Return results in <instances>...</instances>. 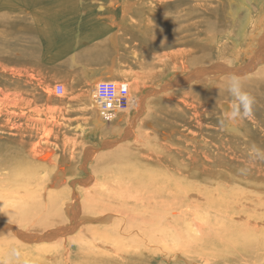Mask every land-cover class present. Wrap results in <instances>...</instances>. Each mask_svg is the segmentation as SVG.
I'll return each mask as SVG.
<instances>
[{"label": "rangeland", "instance_id": "374dc122", "mask_svg": "<svg viewBox=\"0 0 264 264\" xmlns=\"http://www.w3.org/2000/svg\"><path fill=\"white\" fill-rule=\"evenodd\" d=\"M7 1L0 0V216L4 217L0 222L13 224L23 233L30 232L14 214L6 218L3 214L41 196L44 188L59 194V208L66 215L67 210L72 211L69 193L81 196L83 188L95 185L108 170L104 156L114 151L122 159H135L132 174L143 173L146 169L136 159L137 142L144 141L147 146L150 142L148 147H154L156 154H174L173 157L184 159L186 151L193 150L192 144L199 148L202 134L210 132L206 124L213 123L222 133L229 134L221 104L230 102L235 109L236 101L228 90L215 94L221 87L212 78L208 83L189 78L184 85L178 79L184 80L189 72L215 62L244 66L248 57L237 59L233 50L245 44V27L264 6V0H206L208 13L201 7L203 0H119L123 7L116 11L112 8L114 18H108L110 14L101 8L89 12L101 24H113L109 27L111 35L95 33L98 42L90 51L94 50L97 57L89 65L75 62L73 67L45 64L34 19L26 9H16L15 1L10 0L13 6ZM27 1L18 4L24 6ZM90 1H84L85 5ZM188 11L193 14L190 18ZM192 22L198 25L189 26ZM162 44L165 48H160ZM182 49L186 51L177 60L160 56L161 52ZM205 49L210 56L203 58V64H192L190 60L200 57ZM259 70L243 77H254ZM94 73H106L107 77L97 79ZM102 80L125 82L132 99L142 100V109L137 110L136 104L119 110L113 122L105 120L95 96L96 84ZM58 84L65 88L61 95L56 92ZM263 90L260 86L256 93ZM249 119L247 124L251 127ZM241 135L224 136L217 141L232 149V143L243 145ZM41 146L52 151L50 159H40L37 149ZM197 166L202 169L201 164ZM261 190L264 192H256ZM263 214L264 208L259 218ZM65 218L67 222L50 228L71 226L69 234L73 237L79 223L68 221L67 215ZM8 234L0 237L8 240L6 245L0 241V264L44 261L54 247L62 252L70 248L76 254L75 243H66L63 237L43 244L30 239L23 243ZM152 250V264H176L171 259L175 251L159 247ZM176 251L180 253L178 248ZM176 260L185 264L181 256Z\"/></svg>", "mask_w": 264, "mask_h": 264}, {"label": "bare ground", "instance_id": "6f19581e", "mask_svg": "<svg viewBox=\"0 0 264 264\" xmlns=\"http://www.w3.org/2000/svg\"><path fill=\"white\" fill-rule=\"evenodd\" d=\"M201 3L207 12L206 0ZM192 15L188 11L189 18ZM196 23L192 22L189 26L196 27ZM243 36L245 44L235 47L233 54L237 59L248 57L244 66L237 68L215 62L189 72L188 78L178 79V82L184 85L189 78L202 82L212 78L221 87L219 91L216 89L215 94L222 95L227 91L230 76H238L243 89L254 98L251 119L248 116L233 118L231 110L234 106L230 102H222L225 129L229 134L222 133L213 123L206 124L210 132L202 134L199 148L193 142V150H187V154L183 152L186 154L184 159L176 158L177 155L173 157L174 154H156L154 147H148L150 142L148 146L144 141L137 142L135 149L139 153L136 159L146 169L141 174H132L133 157L131 161L122 159L114 154L115 151L104 156L103 162L109 165L106 174L100 176L92 187L83 188L81 196L69 193L73 212L67 210L66 215L70 218L68 221L79 223L75 226L77 234L73 237L69 234L71 226L50 228L51 225L67 222V218L63 209L59 208V194L45 188L41 196L36 195L33 201L9 208L3 214L5 218L14 214L13 217L25 223L30 232L23 233L13 224L0 222V237L9 232L10 237L12 235L23 243L30 239L43 244L58 241L61 237L66 243H75V255L70 248L62 252L54 247L47 260L32 264H152L155 254L151 255L154 252L151 249L156 247L175 251L171 259H175L176 264H181L176 260L177 256H181L185 264H264V214L259 218L264 208V192H256V189H264V90L256 93L260 86L264 87V67L258 66L264 64V6L245 27ZM160 48L165 46L162 44ZM185 51H165L159 55L177 60ZM207 52L192 58L191 63L203 64V58L206 60L210 56ZM258 69L254 77H243ZM94 77L99 79L107 77V74L94 73ZM103 81L120 83L102 80L96 87ZM128 95L131 106L137 104V110H141L142 100L132 99L130 88ZM95 96L100 103L97 89ZM116 118L117 115L113 120ZM247 119L252 122L251 127ZM120 132L122 130L117 133L120 135ZM234 134L241 135L243 145L232 143L230 149L217 141L220 137ZM253 148L259 150L260 157L250 156ZM169 149L172 152L173 149ZM37 150L40 159H50L52 151L49 148L41 146ZM198 163L202 167L199 169L197 166L200 171L196 168ZM91 215L96 218L92 219ZM3 218L0 216V219ZM41 228L40 233L36 232ZM0 241L3 245L8 242L6 238ZM177 248L180 253H177Z\"/></svg>", "mask_w": 264, "mask_h": 264}, {"label": "crops", "instance_id": "0c3cea01", "mask_svg": "<svg viewBox=\"0 0 264 264\" xmlns=\"http://www.w3.org/2000/svg\"><path fill=\"white\" fill-rule=\"evenodd\" d=\"M11 1H15L16 9H26L34 19L40 35L43 62L63 67H73L75 62L77 65H89L97 57L94 50L90 51L98 42L94 34L111 35L109 27L113 24H101L89 12L101 8L103 13L110 14L108 18L111 19L116 17L111 14L112 8L116 11L123 7L119 0H91L86 5V0H28L24 6L18 4L21 0ZM11 1L6 3L13 6Z\"/></svg>", "mask_w": 264, "mask_h": 264}, {"label": "built area", "instance_id": "2783aa9c", "mask_svg": "<svg viewBox=\"0 0 264 264\" xmlns=\"http://www.w3.org/2000/svg\"><path fill=\"white\" fill-rule=\"evenodd\" d=\"M98 100L102 107V117L111 121L117 115L118 109L131 107V99L128 95L129 87L125 82L115 83L114 81H103L97 85ZM57 95L63 94L65 88L61 84L56 87ZM116 95H118L116 97Z\"/></svg>", "mask_w": 264, "mask_h": 264}, {"label": "clouds", "instance_id": "9594fccd", "mask_svg": "<svg viewBox=\"0 0 264 264\" xmlns=\"http://www.w3.org/2000/svg\"><path fill=\"white\" fill-rule=\"evenodd\" d=\"M227 90L236 101V108L231 110L234 112L235 117H245L252 114V107L254 104V98L243 89L241 79L236 75H231L227 82ZM242 109V113H241ZM255 155L260 157L261 153L258 149L253 148L250 152V156Z\"/></svg>", "mask_w": 264, "mask_h": 264}]
</instances>
